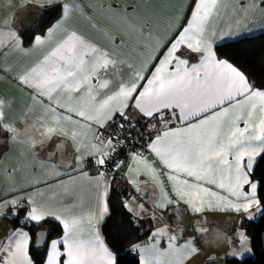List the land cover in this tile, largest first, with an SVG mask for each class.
Returning <instances> with one entry per match:
<instances>
[{
  "label": "snow or ice",
  "instance_id": "1",
  "mask_svg": "<svg viewBox=\"0 0 264 264\" xmlns=\"http://www.w3.org/2000/svg\"><path fill=\"white\" fill-rule=\"evenodd\" d=\"M39 2L19 0L24 6ZM53 4L54 0H47L48 6ZM261 5L264 0H251L241 4L240 11L247 13ZM15 6L16 0H7L0 8V12H4L0 14V48L13 45L20 53L38 48L43 51L41 58L14 77L22 89L29 90L26 110L20 116L13 114L12 101L0 96V146L11 149L21 144L35 154L37 149L45 150L53 140L63 136L48 153L50 161L59 152L62 162L52 163L51 167L64 168L66 175L79 172L87 177L85 168L91 163L97 173L92 178L96 186V206L79 214L74 212L72 204L54 208L37 199L40 195L38 180L13 189L10 196L0 197V216L8 218L9 213L4 209L12 208L11 217L21 226L14 227L0 240V264H118V253L105 242L99 225L108 214L110 183L101 169L113 162L118 147L114 141L118 142L119 136L109 133L100 138L98 133H93L88 140L80 134V130L91 131L93 126L106 128L117 115L121 118V123L116 125L118 132H124L126 138L135 132L134 139L144 141L141 150L133 152L131 158L143 164V174L152 177V186L159 188L153 208L163 212L184 203L193 213L247 214L249 209H255L248 219L257 213L264 215V196L261 195L264 177L254 179L253 168L254 157L264 154V87L258 88L234 64L220 59L206 35L210 19L225 7L224 0H196L187 24L177 25L178 33L163 45L167 50L150 79L142 72H125L118 54L97 45L77 30L64 28L76 10L72 3L56 4L61 9L60 18L47 27L43 35H32L31 46L25 47L24 32L11 22L15 13L10 9ZM62 28V35L56 38ZM113 43L119 44V41ZM193 58L195 62H190ZM144 80H147L146 85L141 84ZM137 125L142 131H137ZM69 142L72 157L64 155ZM145 152L160 165L159 171ZM4 156L6 158L8 152ZM123 163L114 161L113 169L119 170ZM15 172L16 167L9 168L7 175L11 178ZM60 175L62 173L56 172V176ZM161 175L164 179L157 178ZM165 182L170 185L175 199L165 191ZM29 187L35 191H28ZM220 192L225 194L220 195ZM206 197L215 198V203ZM124 206L128 207V202ZM138 207L145 210L143 204ZM129 211L135 209L129 208ZM136 214L139 217L140 213ZM172 214L177 215V212L174 210ZM155 217L153 211L150 218ZM48 218L58 221L63 230L61 236L50 241L46 230L31 231L33 223L39 226ZM180 222L178 218V226ZM189 227L199 234L209 232L203 226ZM179 232L183 235L184 230L179 229ZM164 235L168 244L160 250L157 237ZM225 235L215 233L218 240H223ZM198 239L199 236H193L178 243L177 235L165 224L151 231L148 242L133 244L131 250L140 253V264H161V257H166L163 264H189L201 252L196 245ZM227 239L240 242V251L234 249L227 255L243 257L251 251V238L243 229L234 238ZM32 245L46 249L42 260L36 261L29 254ZM214 260L215 257H209V264Z\"/></svg>",
  "mask_w": 264,
  "mask_h": 264
},
{
  "label": "crops",
  "instance_id": "2",
  "mask_svg": "<svg viewBox=\"0 0 264 264\" xmlns=\"http://www.w3.org/2000/svg\"><path fill=\"white\" fill-rule=\"evenodd\" d=\"M250 2L251 0H224L225 7L220 9L218 15H214L210 19L206 35L213 43L215 52V47L219 44L264 32V11H261L264 5L249 9L247 13L240 11L241 4ZM6 3L7 0H0V8ZM56 3H61V5L72 3L76 8L66 21L64 28L77 30L97 45L104 46L106 50L118 54L124 62L122 67L125 72L129 74L132 71L142 72L145 77L150 79L152 73L155 72L159 59L167 50L163 45H166L167 41L178 33L177 25L187 24L196 0H54V4ZM46 5L47 0H40L39 4L27 6L16 0V6L10 9L11 12L15 13V19L11 21L12 24L22 31L35 25L42 15L43 7ZM129 6H131L130 9ZM5 11L7 10L5 9ZM0 14H4V12H0ZM145 22H147V26H145ZM62 33L63 28L57 33L56 38H59ZM109 37H111V40ZM113 41H119V44H115ZM30 46V42H25V47ZM42 51L43 49L38 48L30 53H20L14 50L13 45L0 48V96L4 97L6 101H12V112L17 116H20L26 110L25 105L29 103V90L27 88L22 89L14 77L17 72L41 58ZM149 53H152V55H149ZM190 62H195V58ZM248 78L250 82L254 83L251 77L248 76ZM146 83L147 80L141 81V84L146 85ZM241 126L243 125L241 124ZM93 133H98L100 138L108 136L96 126H93L91 131L87 129L80 130L81 138L88 140H91ZM63 139L62 136L60 140ZM0 140H2V137H0ZM60 140H53L50 147L45 150L37 149L35 154L32 153L30 148L21 144L13 145L11 149L0 146V197L10 196L13 189H19L22 185H30L31 181L38 180L40 181L37 185L40 189L38 200L52 205L54 208H63L69 204L75 205L74 212L76 214L94 209L96 206V186L92 178L96 177L97 173L93 170L91 163L85 168V171L88 172L87 177L79 172L66 175L63 174L65 172L64 168L57 167L53 169L51 167L52 163L59 165L62 162V156L59 152H56L50 161L48 157V153L55 149ZM5 152H8L6 158L4 156ZM133 152L125 156L124 163L119 170L101 169V171H105L106 179L110 182L109 194L112 181L122 182L128 189V196L125 200V202H128L127 208L135 209L131 212L136 216V213L139 212V216L151 219V231H155L156 228L165 224L169 225L170 232L177 235L178 243H184L190 237L198 236L197 232L189 225L210 228L211 225L215 224L219 226V229L224 228L228 231L232 229L229 233L222 232L226 234L223 240H218L216 236L214 237L208 233L204 241H208L209 245L207 244L205 247L199 237L196 245L201 249V252L194 260L189 261V264H209V257H215L214 263L228 264L227 260L233 256L227 255V253L232 252L234 249L240 251V248L238 240L234 242L233 239L229 242L227 238H234L236 228L243 229L241 224L244 216L252 215L255 209H249L247 214L233 211L193 213L189 211L184 203H180L178 208L169 207L161 212L160 209L153 208V201L159 195V188L152 186V177L143 174V164L132 160L131 154ZM64 155L69 157L74 155L71 142L64 149ZM145 156L159 171L160 165L154 162L152 155L145 153ZM261 156L262 154L254 157V169ZM46 164L47 166H45ZM12 167H16V172L10 178L7 175V170ZM56 172H60L62 175L56 176ZM157 178L164 179L162 175ZM212 190L218 191L215 188ZM28 191H35V188L29 187ZM165 191L175 199L167 182H165ZM224 194L220 192V195ZM205 199H212V202L215 203V198L206 197ZM140 204L144 205L145 210L139 209ZM197 206L199 207V205ZM174 210L177 215L172 214ZM4 211L9 213V217L0 216V240L8 235L14 227H20L13 225L10 219L13 209L5 208ZM153 211L156 212V217L150 218ZM108 214L99 225L100 234L101 224L106 220ZM259 215L257 213L252 218L257 219ZM178 218L181 221L179 226L177 225ZM48 219L55 220L53 218ZM60 226L62 227L61 224ZM85 227H87V223H85ZM179 229L184 230L183 235H180ZM149 236L138 244L148 242ZM157 241V247L160 250L167 247V235L157 237ZM215 242H220L219 250H216L217 244ZM211 243H215L216 246L212 247ZM134 252L140 259V253ZM250 252L245 253L243 257ZM160 259L161 264H163L166 257Z\"/></svg>",
  "mask_w": 264,
  "mask_h": 264
},
{
  "label": "trees",
  "instance_id": "3",
  "mask_svg": "<svg viewBox=\"0 0 264 264\" xmlns=\"http://www.w3.org/2000/svg\"><path fill=\"white\" fill-rule=\"evenodd\" d=\"M56 4L61 5V3ZM56 4L44 6L38 22L23 31L26 43L30 42L29 38L32 35L43 34L47 27L60 18L61 9L56 7ZM215 49L218 57L228 60L251 77L258 88L264 87V32L219 44ZM254 171V179L260 180L264 177V154L258 160ZM261 195L264 196V192ZM127 196L126 185L112 181L109 214L101 224L100 230L111 250L118 253V264H140L138 255L131 250V245L144 241L150 235L152 220L138 217L129 211L124 206ZM247 217L248 215L244 216L241 227L251 238V252L241 258H229L228 264H264V215L260 214L257 219ZM10 219L13 225L21 226L15 218L10 217ZM20 219H23V213L20 214ZM41 230L49 231V241L63 233L60 224L52 219L46 220L39 226L34 223L31 225V231L38 233ZM234 242L237 240L234 239ZM30 254L34 260L40 261L44 258L46 249L36 251L32 245Z\"/></svg>",
  "mask_w": 264,
  "mask_h": 264
},
{
  "label": "built area",
  "instance_id": "4",
  "mask_svg": "<svg viewBox=\"0 0 264 264\" xmlns=\"http://www.w3.org/2000/svg\"><path fill=\"white\" fill-rule=\"evenodd\" d=\"M151 122V121H150ZM121 123V118L117 115L113 118V120L108 124V126L104 129H101L106 135H109L111 133L113 136H119V141H114V143H118L117 151L114 154L113 162H110L104 170H112L113 169V163L114 161L120 160L123 161L125 156L129 154L130 152H136L141 150V145L144 143L143 140L137 142L136 139H134L136 133L133 132L131 134V137L126 138V134L124 132H118L116 125ZM137 131H142L140 129L139 125H137ZM155 134V133H153ZM148 137L145 136V140ZM147 153V152H145Z\"/></svg>",
  "mask_w": 264,
  "mask_h": 264
},
{
  "label": "rangeland",
  "instance_id": "5",
  "mask_svg": "<svg viewBox=\"0 0 264 264\" xmlns=\"http://www.w3.org/2000/svg\"><path fill=\"white\" fill-rule=\"evenodd\" d=\"M233 223H234V221H233ZM232 224V223H231ZM237 226V225H236ZM196 227L197 228H199L198 227V225H196ZM207 229H209V232L208 233H210V234H212L214 237H215V233L216 232H219V230H220V232H227V233H229V232H231L232 231V229H231V231H228L227 229H224V228H220L219 229V226L218 225H215V224H213V225H211V227L210 228H207ZM236 230V231H235ZM234 230V236H236V234H237V232L240 230V228H236ZM198 234V236L201 238V241H202V244H203V246L205 247V245H209V242L208 241H204V238L207 236V235H204V234H199V233H197ZM216 244H217V248H216V250H219V248H220V242H215ZM215 243H211V246L212 247H215L216 245H215ZM238 243L240 244V242L238 241ZM225 261V260H224ZM213 264H216V263H214L213 262Z\"/></svg>",
  "mask_w": 264,
  "mask_h": 264
},
{
  "label": "water",
  "instance_id": "6",
  "mask_svg": "<svg viewBox=\"0 0 264 264\" xmlns=\"http://www.w3.org/2000/svg\"><path fill=\"white\" fill-rule=\"evenodd\" d=\"M42 231H45V230H41L39 232H42ZM46 231L48 232L47 239L49 240V231L48 230H46ZM33 249L36 250V251H44L45 250V248L42 245H40V246L33 245Z\"/></svg>",
  "mask_w": 264,
  "mask_h": 264
}]
</instances>
